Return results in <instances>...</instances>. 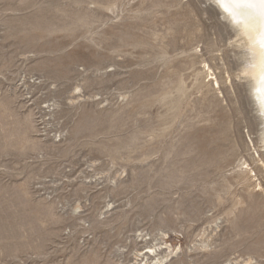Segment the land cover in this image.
<instances>
[{
    "label": "rangeland",
    "instance_id": "obj_1",
    "mask_svg": "<svg viewBox=\"0 0 264 264\" xmlns=\"http://www.w3.org/2000/svg\"><path fill=\"white\" fill-rule=\"evenodd\" d=\"M212 2L0 0V264H264V123Z\"/></svg>",
    "mask_w": 264,
    "mask_h": 264
},
{
    "label": "clouds",
    "instance_id": "obj_2",
    "mask_svg": "<svg viewBox=\"0 0 264 264\" xmlns=\"http://www.w3.org/2000/svg\"><path fill=\"white\" fill-rule=\"evenodd\" d=\"M212 4L233 33L230 47L239 63L236 75L255 99L264 93V0H213Z\"/></svg>",
    "mask_w": 264,
    "mask_h": 264
},
{
    "label": "bare ground",
    "instance_id": "obj_3",
    "mask_svg": "<svg viewBox=\"0 0 264 264\" xmlns=\"http://www.w3.org/2000/svg\"><path fill=\"white\" fill-rule=\"evenodd\" d=\"M216 82L219 83L218 81H216ZM250 97L252 98V101L255 102L256 105L258 106V110L261 114L260 117L262 119L261 123H264V93L256 96L255 99L251 95H250ZM263 141H264V137H263ZM160 244L161 245L159 247H161L163 249H168V248L171 249V245H168V242L165 240L162 241ZM147 247H148V249L145 251L141 250V251L136 252V259L137 260L134 264H150L149 260H151V263L153 261H155V264H167L168 260L170 259L169 257L171 256L172 252H174V249H172L170 252L165 251V253H162V252H160V249L157 247V244L156 245H149ZM145 259H147V260H145ZM248 262H250V264H251L252 259L250 258L248 260Z\"/></svg>",
    "mask_w": 264,
    "mask_h": 264
}]
</instances>
